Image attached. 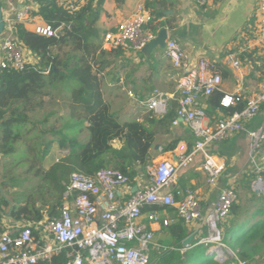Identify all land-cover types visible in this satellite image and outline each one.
Here are the masks:
<instances>
[{"label": "built area", "instance_id": "obj_1", "mask_svg": "<svg viewBox=\"0 0 264 264\" xmlns=\"http://www.w3.org/2000/svg\"><path fill=\"white\" fill-rule=\"evenodd\" d=\"M4 1L5 31L0 38V69L22 72L29 66H37L39 59L19 43L16 25L28 21L40 6L32 0ZM254 1L258 6L259 23L264 29V0ZM59 3L70 12L78 8L76 0H59ZM196 3L204 7L209 0H196ZM153 20L145 6L139 5L115 32L105 34L103 50L143 52L157 39V34L146 29ZM61 29L53 30L46 25L37 27L35 32L57 37ZM165 53L181 72L176 91L173 95H166L154 90L141 104L155 115L165 117L172 102H176L178 107L173 125L177 126L178 121L188 124L194 138L193 146L179 145L176 162L166 160L148 166L147 180L137 178L132 181L114 169L101 170L94 176L73 173L64 194L60 217L6 226L0 235V264L52 263L55 257L63 255L62 264H151L155 253L174 250L171 245L161 242L157 234L166 235V229L179 221L188 227L194 241L197 240L195 247H204L207 255L219 263L249 264L225 242L224 226L232 220L238 190L234 181H225L226 165L209 149L237 134L245 135L253 159L252 173L256 176L254 190L264 193V156L257 159L264 146V126L255 130L248 127L264 104V77L259 94L247 102L244 110L222 117L213 128L209 126L206 108L200 102L221 88L223 79L215 65L207 60L191 65L188 54L173 39L167 40ZM230 64L235 69L241 67L238 60ZM129 96L136 100L133 93L129 92ZM239 101L240 98L228 102L224 99L221 105L228 108L236 106ZM198 158H202L200 171L206 184L211 189L219 188L214 207L205 215L197 193L188 191L182 200H177L172 191L180 173L195 165ZM146 207L162 211L144 212ZM167 209H175L177 217L171 216ZM190 246L184 247V252L193 248Z\"/></svg>", "mask_w": 264, "mask_h": 264}, {"label": "trees", "instance_id": "obj_2", "mask_svg": "<svg viewBox=\"0 0 264 264\" xmlns=\"http://www.w3.org/2000/svg\"><path fill=\"white\" fill-rule=\"evenodd\" d=\"M105 1L87 0L83 6L77 4L78 8L73 12L63 8L59 0L39 3L40 9L34 15L42 18L53 30L62 28L57 37L42 36L27 30L23 24L16 25L17 40L38 57L39 64L22 72L0 69V158L16 153L13 143L18 140L19 130L32 127L40 137L38 148L34 149L37 156L35 159L25 153L20 156L27 162L31 159L33 165L26 173L34 172L38 182L26 187L19 178L12 177V187L23 189L14 192L17 205H12L4 193L6 184L0 179V235L10 223L40 222L46 215L50 219L60 217L64 194L73 173L94 176L101 170L114 169L134 181L140 172H147L146 168L152 166L151 151L156 144L152 127L137 121L121 123L102 93L100 75L108 63L104 60L107 52L102 48L103 39L97 23ZM151 14L154 20L146 29L157 34L159 29L165 28V22L158 23L164 16ZM53 92H63L61 99L68 103L69 118L62 129L49 126L50 119L57 112L44 114L41 118L39 115L40 111L44 112L45 99L53 98ZM221 101L222 94L216 92L208 99V104L211 110H226V117L246 107L242 104L225 109ZM177 107L178 104L173 103L171 112L158 124H172ZM150 123L154 125L156 120ZM85 124L86 138L81 141L77 135L82 133ZM72 130L77 133L70 134ZM55 145L65 154L44 170V162L51 156ZM176 145L177 142L171 144L165 151H173ZM22 163L25 162H19L18 166ZM4 171L3 179H6L9 169L4 166ZM258 201L264 204V199ZM239 210V205L233 206L234 219H238ZM150 211L162 209L146 207L144 210ZM167 211L177 217L175 209ZM246 218L251 221L242 223L232 219L224 226L225 242L238 252L242 260L261 264L264 262V208H257ZM165 233L174 250L155 253L151 264H221L213 256H208L204 247H195L197 240L191 244L190 248H193L184 252L183 242L190 236V231L182 221L170 226ZM63 262L64 255L44 264Z\"/></svg>", "mask_w": 264, "mask_h": 264}, {"label": "crops", "instance_id": "obj_3", "mask_svg": "<svg viewBox=\"0 0 264 264\" xmlns=\"http://www.w3.org/2000/svg\"><path fill=\"white\" fill-rule=\"evenodd\" d=\"M0 1L4 11L5 1ZM76 1L79 6H83L87 0ZM139 5L145 6L150 13L164 16L158 20L159 24L165 22L166 25L165 28L158 30L157 39L165 30L167 40L177 41L190 57L191 65L196 66L202 60L215 65L223 79L218 91L222 94V101L225 99L228 102L229 99L240 98L236 106L228 108H236L242 104L246 106L250 99L259 94L264 77V29L259 23L260 15L254 0H209L204 7H199L196 0H106L97 23L102 39L104 40L108 32H115L118 25L129 19ZM35 13L28 21L22 23L31 32H35L37 27L46 26L42 18L35 16ZM105 52L107 53L104 55V60L108 63V67L100 75L104 82V84L102 82V90L116 95H129L131 92L137 100H135L136 106L131 109H126L124 103L112 104L106 100L112 112L117 115L121 123L137 121L145 124L146 127H152L156 133V144L151 151L152 165L156 166L166 160L176 162L179 157L178 146L186 144L191 148L194 144L190 127L183 121H178L177 126L173 123L167 126L158 124V121L164 117L155 115L141 102L147 100L154 90L173 95L181 72L174 67L161 45L150 46L137 54L121 51ZM237 60L240 61L241 67L235 69L230 62ZM102 93L104 95L103 91ZM173 103L176 102H172L168 114L172 110ZM200 103L206 108L209 126L214 128L218 120L225 116L226 110L218 108L211 110L208 99H202ZM176 111L177 108L175 115ZM153 119L156 123L151 125L150 121ZM262 126H264V104L261 105L258 117L248 124L253 130ZM175 142H177L175 149L166 152L165 149ZM209 150L218 161L226 165L225 181L235 182L239 196L237 205L240 206L242 188L248 190L249 196L253 198L251 203H255V206L259 201L254 199H264V193L254 190L256 176L252 173L253 159L251 160L250 143L245 135L237 134L225 142L211 146ZM262 156H264V146L258 153L257 159ZM201 163L202 158H198L195 165L181 172L178 183L172 191L176 194L177 200H182L188 191L197 193L205 215L214 207L219 188L211 189L206 184L205 176L200 171ZM147 177V172H140L137 178L147 180ZM261 207L264 208V204L259 205V208ZM154 229L159 230L157 226ZM157 236L166 246L171 245L167 238L160 237V232Z\"/></svg>", "mask_w": 264, "mask_h": 264}, {"label": "rangeland", "instance_id": "obj_4", "mask_svg": "<svg viewBox=\"0 0 264 264\" xmlns=\"http://www.w3.org/2000/svg\"><path fill=\"white\" fill-rule=\"evenodd\" d=\"M103 84H104V82H103ZM102 91L104 92L105 100H107L108 102H111L112 104H115L118 102L120 105H123V103H124V106L126 107V109H129V108L131 109L132 107L136 106L137 102L133 98H131L129 95H116L115 93L111 94L107 90H102ZM52 94H53V98L48 97L45 99L46 105H45L44 112L40 111L39 115L41 118L42 115H44V114L49 115L51 112H57V115L53 116L50 119L49 126L50 127L54 126L56 129H62L65 122L68 121V118H69V112H68V108H67L68 103H66L67 101L61 99L63 92H61V93L53 92ZM146 101L147 100H144V102H146ZM117 112H118V110L116 111V113ZM85 127H86V124L84 125V127L82 129V133L81 134L79 133L77 135V137L81 141H84L86 138V131L84 129ZM76 133H77V131L72 130L70 134L74 135ZM18 134H19L18 140L15 141V143H13V144H15L16 153H14L12 156H8L4 159L0 158V179H1L2 183L6 184L4 193H5V196L7 197L8 201H10L12 203V205H17V203L14 202V198H15L14 192H19V191L21 192L23 190V189L12 187V183L10 182V179L12 177L19 178L20 181H23V183L26 187L37 184V182H38V180L34 178V172L29 174V173H26V171L30 168V166L33 165L31 159H35V156H37V153L35 152L34 149L38 148V145L40 142V140H39L40 137H39L38 133L36 131H34L33 128L30 126L27 127L26 129H23V131L19 130ZM24 153H25V155L28 154V157L31 158L29 162L25 161V160H27L25 157L22 158L20 156L21 154H24ZM63 154H65V153L60 152L58 149V146L55 145L52 148L51 156L47 159L46 162H44V165H43V167H45L44 170H48V168L55 162V160L57 161V159H60ZM19 162H25V163H22V165L19 164V166H18ZM4 166H6V168L9 169V171L7 172L8 175H7L6 179H3V175L5 174ZM38 167L39 166L35 167V170ZM251 199H253V198L251 196H249L248 190L245 188L244 189L242 188V190L240 192V206L242 209L239 212L238 219H237V217H235L234 221L235 220H241L242 223H248L251 221L250 218H245V217H247V216L251 215L253 212H255V210L257 208H259V205L262 204L260 201L255 206V203H251L252 202ZM254 201H258V200L254 199ZM254 206H255V208H254ZM171 216H173V215H171ZM45 218H48V216L46 215ZM5 220L7 221L6 217H5ZM160 237L162 239H166L167 235L165 236V234H164V236H160ZM227 244L229 245V243H227ZM229 246L231 248H233L231 245H229ZM203 251L206 252V249H203Z\"/></svg>", "mask_w": 264, "mask_h": 264}, {"label": "water", "instance_id": "obj_5", "mask_svg": "<svg viewBox=\"0 0 264 264\" xmlns=\"http://www.w3.org/2000/svg\"><path fill=\"white\" fill-rule=\"evenodd\" d=\"M37 3L41 2H47L49 0H32ZM5 31V22H4V13H3V5L0 1V38L3 36ZM167 40V32L164 30L160 33V36L158 39H156L154 42H152L148 47L153 46V45H161L162 47H166L165 41ZM147 47V48H148ZM136 190V189H135ZM194 236L188 237L184 242L183 246L188 247L194 242Z\"/></svg>", "mask_w": 264, "mask_h": 264}]
</instances>
